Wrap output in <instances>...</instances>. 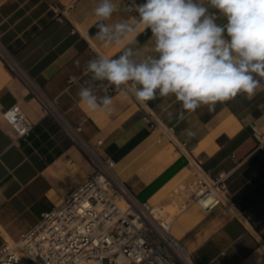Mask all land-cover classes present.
<instances>
[{"label":"crops","instance_id":"crops-1","mask_svg":"<svg viewBox=\"0 0 264 264\" xmlns=\"http://www.w3.org/2000/svg\"><path fill=\"white\" fill-rule=\"evenodd\" d=\"M113 2L119 10L105 23L127 22L136 28L119 45L97 38L99 18L93 10L99 0H0V38L31 85L68 122L82 123L83 139L93 146L102 142V156L116 162L117 175L137 197L168 206L173 189L189 179L187 158L161 127H150L145 108L128 92L112 94L109 89L115 86L85 73L87 62L98 58L96 50L108 58L126 47L138 52V58L157 55L150 30L132 22L120 0ZM62 12L66 16L59 19ZM82 86L92 87L97 96H111L113 103L88 109L78 96ZM15 104L34 128L27 139L15 140L0 119V246L18 242L93 172L59 124L43 113L28 83L0 59V114ZM147 107L205 170L231 172L229 192L253 229L227 216L223 206L211 212L192 206L176 219L173 234L193 253L195 264H264L259 247L264 240V143L254 131L264 135V83L251 98L239 94L212 111L206 105L185 110L173 95L147 101ZM185 129L195 135L188 137Z\"/></svg>","mask_w":264,"mask_h":264},{"label":"built area","instance_id":"built-area-1","mask_svg":"<svg viewBox=\"0 0 264 264\" xmlns=\"http://www.w3.org/2000/svg\"><path fill=\"white\" fill-rule=\"evenodd\" d=\"M130 20L139 19L136 5L140 0H120ZM66 16L62 12L59 16ZM98 57H106L97 51ZM0 59L22 81L28 83L40 103L43 113L51 116L63 133L91 163L93 172L67 198L43 214L37 225L23 233L18 242L0 246V264H195L193 253L173 234L176 219L198 206L211 212L219 206L227 216L239 220L247 230L250 226L246 211L236 203L228 189L231 172L213 174L179 143L172 129L165 128L127 88H112L128 92L146 110V119L152 129L161 127L164 134L187 158L189 179L178 184L169 197L168 206L140 200L116 173V162L102 156L98 146L87 143L83 125H73L58 111L45 93L33 87L28 74L0 38ZM264 83V81H262ZM8 125L7 132L15 139H27L33 124L22 108L15 104L0 114ZM261 144L264 135L254 128ZM170 207L171 210L167 208ZM264 252V240H259Z\"/></svg>","mask_w":264,"mask_h":264},{"label":"clouds","instance_id":"clouds-1","mask_svg":"<svg viewBox=\"0 0 264 264\" xmlns=\"http://www.w3.org/2000/svg\"><path fill=\"white\" fill-rule=\"evenodd\" d=\"M118 10L113 0H99L94 8L100 41L119 45L136 30L127 22L105 23ZM136 11L137 25L150 30L157 55L138 58V52L126 47L116 58L91 59L85 73L93 81L125 87L141 104L173 95L188 111L202 105L212 111L239 94L251 98L261 87L264 0H144ZM78 96L90 110L113 103L111 96H97L90 86H82ZM184 134L195 132L185 129Z\"/></svg>","mask_w":264,"mask_h":264},{"label":"rangeland","instance_id":"rangeland-1","mask_svg":"<svg viewBox=\"0 0 264 264\" xmlns=\"http://www.w3.org/2000/svg\"><path fill=\"white\" fill-rule=\"evenodd\" d=\"M167 209H168V210H171V208H170V207H168Z\"/></svg>","mask_w":264,"mask_h":264}]
</instances>
